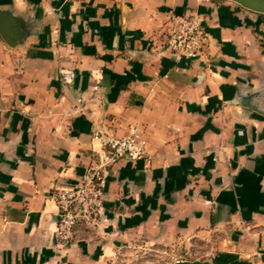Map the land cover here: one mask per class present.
<instances>
[{
	"label": "crops",
	"instance_id": "crops-1",
	"mask_svg": "<svg viewBox=\"0 0 264 264\" xmlns=\"http://www.w3.org/2000/svg\"><path fill=\"white\" fill-rule=\"evenodd\" d=\"M173 13L199 15L200 57L166 48ZM60 66L75 77L62 81ZM132 126L149 161L111 166L96 231L60 241L54 189L98 160L92 131ZM138 249L264 264V12L234 0H0V264H128Z\"/></svg>",
	"mask_w": 264,
	"mask_h": 264
},
{
	"label": "built area",
	"instance_id": "built-area-1",
	"mask_svg": "<svg viewBox=\"0 0 264 264\" xmlns=\"http://www.w3.org/2000/svg\"><path fill=\"white\" fill-rule=\"evenodd\" d=\"M165 34L166 48L175 60L198 58L207 45V33L197 13L171 14ZM58 75L62 81L67 82L75 77V72L60 66ZM92 132L101 144L102 151L98 160L88 165L76 182L54 189L53 195L58 208L56 236L62 242H72L82 235L89 236L96 231L101 220L111 166L123 157L149 161L147 143L139 127H130L123 136L104 129Z\"/></svg>",
	"mask_w": 264,
	"mask_h": 264
},
{
	"label": "rangeland",
	"instance_id": "rangeland-1",
	"mask_svg": "<svg viewBox=\"0 0 264 264\" xmlns=\"http://www.w3.org/2000/svg\"><path fill=\"white\" fill-rule=\"evenodd\" d=\"M128 257V264H173L170 259H166L164 256L153 254L152 252H144L142 249H138L137 251H132L131 253L125 255ZM198 254H185L182 253L180 257L193 259L199 257Z\"/></svg>",
	"mask_w": 264,
	"mask_h": 264
},
{
	"label": "water",
	"instance_id": "water-1",
	"mask_svg": "<svg viewBox=\"0 0 264 264\" xmlns=\"http://www.w3.org/2000/svg\"><path fill=\"white\" fill-rule=\"evenodd\" d=\"M251 9L264 12V0H234ZM173 264H208L207 261L202 260H177Z\"/></svg>",
	"mask_w": 264,
	"mask_h": 264
}]
</instances>
